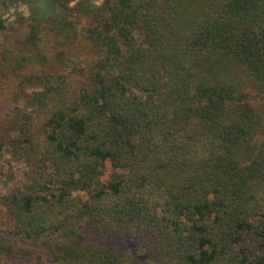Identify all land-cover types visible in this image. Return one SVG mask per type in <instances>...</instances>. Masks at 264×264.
Masks as SVG:
<instances>
[{
	"label": "trees",
	"instance_id": "obj_1",
	"mask_svg": "<svg viewBox=\"0 0 264 264\" xmlns=\"http://www.w3.org/2000/svg\"><path fill=\"white\" fill-rule=\"evenodd\" d=\"M63 6L2 33L0 88H39L0 140V259L264 264V0Z\"/></svg>",
	"mask_w": 264,
	"mask_h": 264
},
{
	"label": "rangeland",
	"instance_id": "obj_2",
	"mask_svg": "<svg viewBox=\"0 0 264 264\" xmlns=\"http://www.w3.org/2000/svg\"><path fill=\"white\" fill-rule=\"evenodd\" d=\"M104 0H0V20L4 22V28L0 32V42L3 39V35L10 31H14L16 28H20L21 32H26L29 29L31 21L36 22L37 18L41 14H50L52 19L57 22L60 20L68 10H64L63 5L73 7V12L76 14L78 9V3H82L86 7L91 4H102ZM62 4V5H61ZM33 19H32V18ZM36 19V20H35ZM40 25H44L42 22ZM42 39L38 41L37 50L42 56L45 54L51 58L59 46H56L51 38V35L44 31V27H41ZM91 45V44H90ZM88 42L80 40L75 46L69 48L66 53L71 56L80 64L91 65L97 58L96 51L92 50ZM81 60V61H80ZM39 87L28 86L22 92H18L13 98L11 91L5 88H0V140L9 136H16L17 132L14 130L15 115H11L10 109L16 104L20 108H31L29 102L31 93ZM6 158H9L10 154L5 152ZM112 172L111 167H107L104 179ZM7 181L0 180V197L3 193L8 191ZM12 226L10 221L4 216L0 205V243L9 244L12 242L13 237ZM134 250V247H131ZM147 262V260H145ZM3 260L0 259V264Z\"/></svg>",
	"mask_w": 264,
	"mask_h": 264
}]
</instances>
